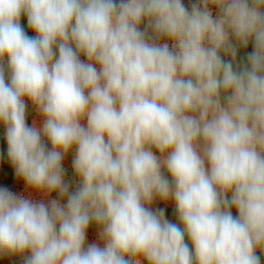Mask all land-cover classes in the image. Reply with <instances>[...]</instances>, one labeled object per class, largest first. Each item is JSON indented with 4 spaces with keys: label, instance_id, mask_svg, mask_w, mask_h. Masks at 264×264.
Returning <instances> with one entry per match:
<instances>
[{
    "label": "clouds",
    "instance_id": "obj_1",
    "mask_svg": "<svg viewBox=\"0 0 264 264\" xmlns=\"http://www.w3.org/2000/svg\"><path fill=\"white\" fill-rule=\"evenodd\" d=\"M0 125V256L264 264V0H0Z\"/></svg>",
    "mask_w": 264,
    "mask_h": 264
},
{
    "label": "rangeland",
    "instance_id": "obj_2",
    "mask_svg": "<svg viewBox=\"0 0 264 264\" xmlns=\"http://www.w3.org/2000/svg\"><path fill=\"white\" fill-rule=\"evenodd\" d=\"M186 5L188 4V0H185ZM21 19H23L26 24H27V18L26 16H22ZM28 35H35L34 32L29 29ZM82 59H85L83 56L81 57ZM25 103L26 104H32L31 101L27 100L25 98ZM41 116V115H40ZM33 116L29 119H26V122L31 126L34 122L36 123L37 126H41V122H37V119L34 118ZM0 188H7L8 190L12 191L16 195L24 196L25 198L32 199L34 201L37 200H45L47 201L49 198H55L56 194L53 193L51 197L45 196L41 194L40 192H37L31 188H29L25 182L23 181L22 178H19L15 174V170L9 160L7 159V142L5 136L0 135ZM50 147V145H49ZM72 153H69L64 162L63 166L66 169V174L65 178L66 180H72L74 173L71 167L72 164ZM152 207L154 209L156 208H163L165 210V215L166 217L173 221L174 219V209L175 205L174 202L169 200L168 202H163L160 200H156ZM233 214L235 215V210H233ZM175 222L178 223V220L175 217ZM99 243L103 244V242L99 239L98 236V230L97 227L93 224L90 225L88 233H87V238H86V244L87 243ZM22 258L19 256H0V264H21ZM146 264V262H145Z\"/></svg>",
    "mask_w": 264,
    "mask_h": 264
},
{
    "label": "crops",
    "instance_id": "obj_3",
    "mask_svg": "<svg viewBox=\"0 0 264 264\" xmlns=\"http://www.w3.org/2000/svg\"><path fill=\"white\" fill-rule=\"evenodd\" d=\"M32 116L35 119H37V122L43 123V117L40 116V114L35 110L34 106L32 104H26V119L27 118L30 119ZM34 118H33V120H34ZM4 133H5V130H4L3 126L0 125V135L5 136ZM173 215H174V219H175V217H176L175 211H174V214ZM174 219H173V222H175Z\"/></svg>",
    "mask_w": 264,
    "mask_h": 264
},
{
    "label": "trees",
    "instance_id": "obj_4",
    "mask_svg": "<svg viewBox=\"0 0 264 264\" xmlns=\"http://www.w3.org/2000/svg\"><path fill=\"white\" fill-rule=\"evenodd\" d=\"M21 24L24 27L25 31L28 33L29 28H28L26 22L23 19H21ZM246 51H251V44H249L247 49H241L239 54L243 55Z\"/></svg>",
    "mask_w": 264,
    "mask_h": 264
}]
</instances>
